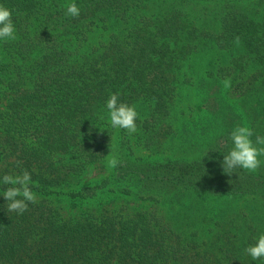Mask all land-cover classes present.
<instances>
[{
	"label": "trees",
	"instance_id": "16d2710c",
	"mask_svg": "<svg viewBox=\"0 0 264 264\" xmlns=\"http://www.w3.org/2000/svg\"><path fill=\"white\" fill-rule=\"evenodd\" d=\"M0 5L17 35L0 40V264H264L245 252L264 156L222 170L234 127L264 136V0ZM110 93L135 133L111 126ZM25 170L36 202L8 211L2 177Z\"/></svg>",
	"mask_w": 264,
	"mask_h": 264
},
{
	"label": "clouds",
	"instance_id": "9594fccd",
	"mask_svg": "<svg viewBox=\"0 0 264 264\" xmlns=\"http://www.w3.org/2000/svg\"><path fill=\"white\" fill-rule=\"evenodd\" d=\"M66 15L77 18L80 9L75 3L66 6ZM17 39L16 30L12 21V13L4 5H0V40ZM239 43V37H236ZM225 88H230L231 81H223ZM110 123L113 128H123L129 134L137 131V112L134 106L119 100L118 93H110L106 101ZM253 130L245 125H238L230 132L232 147L224 153L222 170L231 175L236 169H244L249 172L256 171L260 165V156H264V136L256 135L253 141ZM109 167H116L118 159L115 155H110L107 161ZM2 182L7 187L2 193L5 201H8L7 210L23 213L28 208V202H36V194L29 187L32 183L30 173L25 170L21 175H8L2 177ZM245 252L252 258L258 260L264 257V233L260 234L255 243L246 247Z\"/></svg>",
	"mask_w": 264,
	"mask_h": 264
},
{
	"label": "rangeland",
	"instance_id": "374dc122",
	"mask_svg": "<svg viewBox=\"0 0 264 264\" xmlns=\"http://www.w3.org/2000/svg\"><path fill=\"white\" fill-rule=\"evenodd\" d=\"M191 104H192V107H197V106H196V101H195V100L192 101ZM95 174H97V171H96L95 167H93V168H91V169L88 171L87 174H85V179H84V180L86 181V180H88V179L94 177ZM103 199H104V200H107L108 197H107V196H106V197H103ZM63 205H64V204H63Z\"/></svg>",
	"mask_w": 264,
	"mask_h": 264
}]
</instances>
